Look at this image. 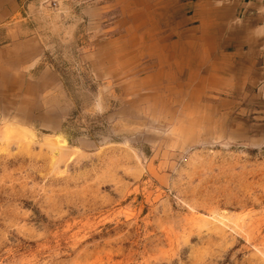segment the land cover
<instances>
[{"label": "rangeland", "instance_id": "rangeland-1", "mask_svg": "<svg viewBox=\"0 0 264 264\" xmlns=\"http://www.w3.org/2000/svg\"><path fill=\"white\" fill-rule=\"evenodd\" d=\"M238 2L0 0V264H264Z\"/></svg>", "mask_w": 264, "mask_h": 264}, {"label": "crops", "instance_id": "crops-1", "mask_svg": "<svg viewBox=\"0 0 264 264\" xmlns=\"http://www.w3.org/2000/svg\"><path fill=\"white\" fill-rule=\"evenodd\" d=\"M234 14L244 21L243 33L238 32L233 44L241 60L234 63L239 78L245 80L246 87L256 89L260 99L249 107L247 114L264 130V92L261 91L264 84V0H239ZM241 45L247 46L246 51Z\"/></svg>", "mask_w": 264, "mask_h": 264}, {"label": "bare ground", "instance_id": "bare-ground-1", "mask_svg": "<svg viewBox=\"0 0 264 264\" xmlns=\"http://www.w3.org/2000/svg\"><path fill=\"white\" fill-rule=\"evenodd\" d=\"M5 129H6V132H12V131L17 132L18 131V134L19 133L24 134V131L20 128H17L12 122H9V124L6 125ZM54 139L56 140L55 144L56 143H65L64 140H60V138H58V137H55Z\"/></svg>", "mask_w": 264, "mask_h": 264}, {"label": "built area", "instance_id": "built-area-1", "mask_svg": "<svg viewBox=\"0 0 264 264\" xmlns=\"http://www.w3.org/2000/svg\"><path fill=\"white\" fill-rule=\"evenodd\" d=\"M261 91H263V92H264V84H263V86H262V88H261Z\"/></svg>", "mask_w": 264, "mask_h": 264}]
</instances>
